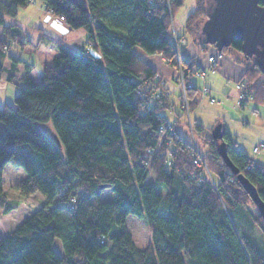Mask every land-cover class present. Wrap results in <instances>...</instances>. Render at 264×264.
Returning <instances> with one entry per match:
<instances>
[{
	"label": "trees",
	"instance_id": "1",
	"mask_svg": "<svg viewBox=\"0 0 264 264\" xmlns=\"http://www.w3.org/2000/svg\"><path fill=\"white\" fill-rule=\"evenodd\" d=\"M41 1L70 28L85 29L87 39L84 49L74 50L36 28L34 41L14 21L34 0H0V81L6 77L19 87L15 104L0 106V214L19 203L3 188L8 164L25 173L15 186L21 197L42 196L39 207L0 237V264H264V252L242 233L234 212L248 218L251 213L250 223L263 234L264 217L250 208L257 206L221 157L220 140L194 122L214 181L206 165L193 162L194 140L177 129L182 105L174 108L173 92L155 90L158 71L135 50L180 64L193 83L187 89L195 107L201 87L194 75L203 69L199 52L178 57L169 37L185 0H173L170 7L167 0ZM210 2L196 0L178 36H189L201 51L212 45L201 29ZM43 43H53L57 52L35 79L34 62L13 49ZM241 44L235 39L218 52L239 51L234 59L244 68L246 99L264 104V72ZM165 108L175 111L174 122ZM47 121L57 142L42 128ZM223 133L230 159L264 200V163ZM107 188L114 196L100 201ZM129 216L146 222V248L135 243Z\"/></svg>",
	"mask_w": 264,
	"mask_h": 264
},
{
	"label": "rangeland",
	"instance_id": "2",
	"mask_svg": "<svg viewBox=\"0 0 264 264\" xmlns=\"http://www.w3.org/2000/svg\"><path fill=\"white\" fill-rule=\"evenodd\" d=\"M41 2V0H34V2L30 3L33 4L31 8H34L37 12V10H40L42 8ZM195 7L196 0H185L178 13L173 16L169 29L171 34L174 35V33H185L186 19L189 13L193 11ZM177 38L180 42H182L180 45L181 49H183L186 45L190 46L189 43L191 42V39L189 36ZM41 47L45 50L48 49L49 51L50 49L52 50L54 48L55 53L57 52L56 48L53 45H50V47L47 48L45 44H42ZM30 50L32 52H28ZM13 52L17 55H23L22 57L25 59H27L26 54L29 56V59H31L30 61H33L36 66V72L34 73V75H41L43 66L46 65L45 63L51 64L53 61L50 53L49 55L46 53L41 54V49L32 47L30 48V46L28 45L24 48H21L20 46L16 47L13 49ZM214 52L217 53L218 49L216 48V46L210 45L207 51H200L198 56L203 61L204 56L206 57L209 53ZM222 54L226 57L232 58L235 61L234 57L239 55V51L230 49L229 51ZM209 66H211V63H209ZM213 67H216L215 63ZM174 68L176 69L174 79L176 83L177 93L174 94L172 98L173 100H175L174 102L177 105V109L180 111L179 103L181 104L180 99L183 97L184 93L189 100V109L186 108L185 110L181 111L182 116L181 121L179 122L180 132L186 138V140H198L204 153L206 147L202 145L199 137L195 135L194 122L197 121L201 123L204 127V132L209 135H212L213 128L217 124L221 123L223 125L224 131H227L233 138L236 139L237 145L240 148H243L253 159L262 160V163H264V104L255 102V100L251 97L246 99V94L244 92H247L248 88L247 84L242 82V77L237 81V79L235 78L230 80L225 76L220 77L219 75L214 81V76H212V74L214 75L215 73L213 71L216 70L212 69L211 67L210 69H206L207 76L205 77L194 75L195 81L200 87L205 85L208 86L212 82H214L215 85H212V89L209 88V91L207 90L208 93L203 94V90H200L199 103L195 107H192L190 97L188 95V89L183 88L182 83L177 82L176 80V76L179 70L182 69V67L180 66V64H178L177 66H174ZM203 69L205 70L204 67ZM158 74H160V76L163 77L167 83V78L164 77V75H162L160 72H158ZM238 84L241 88H238ZM1 85L5 87L6 81L0 83V87H2ZM18 91L19 87L13 83H8L6 89H0V106H4L5 103L15 104L14 99ZM247 93L249 94V92ZM213 98L214 100H212ZM163 113L166 114L168 119L172 122H174L177 118L176 113L172 110V108H165L163 110ZM42 128L48 136H50L55 142H57L51 121L42 123ZM207 165L205 167L206 172L210 176V178L214 179L215 181L216 177L210 171ZM24 176L25 173L22 169L14 168L11 164H8L5 168L3 176V188L8 194L9 199L18 201L19 203L16 208H14L8 214H0V237H5L10 231L15 229L41 204V195L36 194L28 197L20 196V193L15 186L17 182ZM113 196L114 192L110 188H107L102 193L99 199L100 201H107ZM250 208H252L253 212L257 214L259 213V210L255 206L251 205ZM250 214V218H248L246 212L240 213L239 211H236L234 212V219L236 223L240 225L242 233L248 235V237H250V239L259 246V249L264 252V234L262 233L261 229L257 225H255L254 222L253 224L250 223L249 220L252 217ZM127 225L137 246L140 248H146L150 241V232L148 230L146 222L143 219L129 216L127 219Z\"/></svg>",
	"mask_w": 264,
	"mask_h": 264
},
{
	"label": "water",
	"instance_id": "3",
	"mask_svg": "<svg viewBox=\"0 0 264 264\" xmlns=\"http://www.w3.org/2000/svg\"><path fill=\"white\" fill-rule=\"evenodd\" d=\"M201 29L205 43L215 45L218 50L231 46L235 39L241 40L243 54L253 58L254 63L264 72V0H211L207 18ZM223 132L221 123L217 124L212 132V136L220 140L219 153L232 172L237 174L264 217V200L256 187L247 177L239 173V168L230 159Z\"/></svg>",
	"mask_w": 264,
	"mask_h": 264
},
{
	"label": "crops",
	"instance_id": "4",
	"mask_svg": "<svg viewBox=\"0 0 264 264\" xmlns=\"http://www.w3.org/2000/svg\"><path fill=\"white\" fill-rule=\"evenodd\" d=\"M32 5L33 4H29L26 7L20 8L19 12H18V16L14 20L15 22L19 23L24 29H26V31L28 32V34L30 35V38L32 40L35 41L38 39V31L36 30V28H42V30L48 36L53 37L55 39H63L64 42L69 47H71L72 49H74V50L84 49L85 44H86V39H87L86 30L70 28L69 25L66 24L60 17L52 15L49 12H47L43 7L42 2H41L42 8L40 10H37V12L34 8H31ZM20 11H21V14H20ZM8 20H13V19L9 18ZM180 35L181 34L178 33V36H180ZM185 42H187V41H185ZM43 44H45L46 47L48 48L53 43H49V44L43 43ZM189 44H190V46L186 45L183 49H181V47H180V52L182 53V55L191 58L197 52L200 53L201 50L199 48H197L192 42H190ZM41 45L42 44H40L38 47H34L33 45H28V46H30V48L32 47V48L41 49V51H42L41 54L46 53L49 55V53H50L51 58H54V56H55L54 50L55 49L53 48L51 50L49 48L50 51H52V52H50L48 49H46V50L43 49L41 47ZM135 50L143 59H145L158 72H160L162 75H164V77L167 78L166 85L169 89L173 90V92H174L171 95V98H172V96H174V94L177 93L176 83H175V79H174L175 74H176V69L174 68V66L170 65L168 63V61L162 55H160L158 53H147L140 48H135ZM28 52H32V51L30 50ZM26 56H27V59H25L23 57L22 58L26 61L27 60L30 61L31 59H29V56L27 54H26ZM199 60L202 61V59H200V58H199ZM45 64H48V63H45ZM202 65L205 68V70L203 69L205 72V76H207L206 69H210L209 62L207 61V56L206 57L204 56L203 61H202ZM215 66L216 67L212 68V69L216 70V71H213L215 74L214 75L212 74V76H214V81H215L216 77L219 75H220V77L225 76V77L229 78L230 80L235 78L238 81L242 77L243 72H244V68H243L242 64H240V63L234 61L232 58L226 57L224 55L216 61ZM22 71H23V69L19 65L18 66V72L22 73ZM35 72H36V66H35L34 70L32 71V76L35 79H38L40 77V74L34 75ZM3 80L6 81V85H5V87H3L1 85L2 87H0V89H6L8 86V83H10L6 80V77H3L0 81V83L4 82ZM212 85L213 86L215 85L214 82H212V83H210V85H208L210 89H212L211 88ZM255 102H257V101H255ZM257 103H259V102H257ZM259 104H261V103H259ZM175 106L177 107L176 103L174 104V108H176ZM177 129L180 132L179 123L177 124ZM227 134L235 142L236 146L239 147L237 145L236 139L233 138L228 132H227ZM240 149H243V148H240ZM258 161L262 162V160H258Z\"/></svg>",
	"mask_w": 264,
	"mask_h": 264
},
{
	"label": "built area",
	"instance_id": "5",
	"mask_svg": "<svg viewBox=\"0 0 264 264\" xmlns=\"http://www.w3.org/2000/svg\"><path fill=\"white\" fill-rule=\"evenodd\" d=\"M168 1V6L170 7V5H171V2L173 1V0H167ZM169 37H170V39L172 40V42L175 44V47H176V51H177V56L178 57H181V52H180V44H181V42L178 40V34H175L174 33V35L173 34H171V32H170V30H169ZM223 54L221 53V52H217V53H211L208 57H207V60H208V62L209 63H211V68H214L213 66H214V63H216V61L218 60V58L219 57H221ZM195 75L196 76H200V77H205V72H204V70L202 69V70H197L196 72H195ZM155 80H158L159 82H158V87H157V89H155V90H157L158 92H160L161 94H163V95H171L172 94V90L171 89H169L168 87H167V85H166V80L163 78V77H161L160 76V74H156V76H155ZM176 80H177V82H180V83H182V85H183V88H188V87H190L193 83L192 82H189V81H187L186 80V78H185V75H184V71H183V69H180L179 70V72H178V74H177V76H176ZM238 88H241L240 86H239V84H238ZM203 90V91H202ZM207 90L209 91V87L208 86H202L201 87V91L203 92V94H205V93H208L207 92ZM244 97V96H243ZM242 97V98H243ZM212 100H214V98L212 99ZM180 102H181V104H182V107H183V110H185L186 108L187 109H189V100H188V98L186 97V95H185V93L183 94V97L180 99ZM163 128V127H162ZM171 131L172 130H174V126L173 125H170L169 127H168ZM169 144L170 143H172V141L171 140H168L167 141ZM194 144H195V151H196V155L194 156V158H193V162L195 163V164H198V165H205L206 164V157H205V154L203 153V151H202V148H201V146H200V144L196 141V140H194ZM262 145V144H261ZM258 148V147H257ZM256 148V149H257ZM74 199L72 198L71 199V202L73 201Z\"/></svg>",
	"mask_w": 264,
	"mask_h": 264
}]
</instances>
